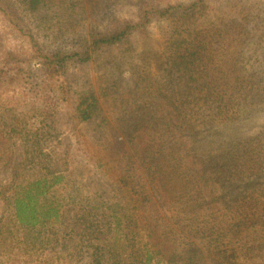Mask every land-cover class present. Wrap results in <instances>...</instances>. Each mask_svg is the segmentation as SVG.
Returning a JSON list of instances; mask_svg holds the SVG:
<instances>
[{
    "label": "rangeland",
    "instance_id": "1",
    "mask_svg": "<svg viewBox=\"0 0 264 264\" xmlns=\"http://www.w3.org/2000/svg\"><path fill=\"white\" fill-rule=\"evenodd\" d=\"M65 2L55 0L38 14L19 0H0V264H92L90 248L77 241L79 233L70 239L72 227L41 233L19 227L9 198L18 186L55 173L70 181L62 195L66 201L71 187L80 186L77 200L93 192L104 202L115 200L111 178L121 179L131 163L125 157L129 148L120 144L129 141L127 126L142 118L138 140L153 142V125L162 128L163 115L170 122L171 113L173 126L178 123L177 106L189 114V124L204 127L194 136L185 125L178 132L181 140L193 147L241 143L236 164L251 159L252 169L238 172L234 187L220 185L222 194L213 205H233V196H249L255 200L250 204L264 208V0ZM147 3L175 8L165 16L149 14L147 22ZM72 4L77 6L71 11ZM145 21L127 43L95 53L90 62L63 67L48 60L83 52L92 32ZM83 95L97 99L106 129L99 120L82 121L77 108ZM223 110L232 120L213 116ZM137 158L143 172L140 152ZM236 210L239 221L249 219ZM245 260L264 264V249Z\"/></svg>",
    "mask_w": 264,
    "mask_h": 264
},
{
    "label": "trees",
    "instance_id": "2",
    "mask_svg": "<svg viewBox=\"0 0 264 264\" xmlns=\"http://www.w3.org/2000/svg\"><path fill=\"white\" fill-rule=\"evenodd\" d=\"M19 1L26 11L40 14L51 8L55 0ZM74 1L70 0V4ZM173 8L157 9L147 3L144 19L148 22L152 13L165 16ZM147 22L137 25L125 22L104 33L92 32L83 52L58 53L53 55L55 61L48 60L50 64L57 61L63 67L69 61L90 62L95 53L127 43L135 29ZM212 96L214 94L208 95L204 102L210 101ZM77 109L82 121L99 120L101 129L107 128V118L96 98L83 95ZM176 110L179 120L175 126L171 113L170 122L165 115L160 118L162 128L153 125V142L138 140L142 125L140 116V120L137 118L127 126L125 134L129 141L120 144L129 148L125 157L131 163L127 162L128 169L122 170L121 179L111 178L115 200L104 202L99 192L77 200L75 196L80 194V186L79 190L71 187V200L66 201L62 195L66 181H70L61 174H49L14 190L9 200L15 223L40 233L52 226L58 228L64 224L72 227L70 239L74 240V233H79L77 241L90 248L92 264H244L245 259H253L255 253L264 249V208L256 203L250 204L254 198L248 200L249 196H233V205L220 208L213 205V202H219L222 194L220 185L234 187V179L240 176L238 172L244 174L252 169L248 166L251 159L247 158L249 162L242 166L236 164L240 157L236 149L242 146L241 143L231 145L229 142L227 145L221 141L217 145H203L195 142L193 147L181 140L178 132L185 125H189L187 130L194 136L202 133L204 127L202 123L189 124V114L183 108L177 106ZM226 114L223 110L213 116H220L222 121L232 120ZM211 116L207 114L205 117ZM139 152L143 172L137 158ZM250 152L246 150V157ZM229 191L232 193L231 189ZM241 202L245 206L237 207ZM236 209L244 210L246 219H249L239 221V210ZM222 211L225 213L219 217L217 213ZM259 212L263 215H258Z\"/></svg>",
    "mask_w": 264,
    "mask_h": 264
}]
</instances>
